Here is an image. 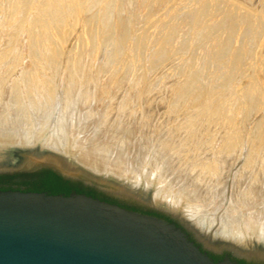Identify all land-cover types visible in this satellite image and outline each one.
I'll use <instances>...</instances> for the list:
<instances>
[{"label":"rangeland","instance_id":"rangeland-1","mask_svg":"<svg viewBox=\"0 0 264 264\" xmlns=\"http://www.w3.org/2000/svg\"><path fill=\"white\" fill-rule=\"evenodd\" d=\"M0 118L11 134L0 132V143H33L65 121L72 143L103 153L110 178L136 183L146 163L143 183L159 170L166 195L198 214L221 195L215 222L225 208L246 216L249 202L238 195L234 204L233 194L249 195L244 186L258 178L249 212L263 220L264 0H0ZM121 155L127 167L117 174L111 165ZM191 174L208 182L205 201L186 194Z\"/></svg>","mask_w":264,"mask_h":264},{"label":"water","instance_id":"water-1","mask_svg":"<svg viewBox=\"0 0 264 264\" xmlns=\"http://www.w3.org/2000/svg\"><path fill=\"white\" fill-rule=\"evenodd\" d=\"M48 130L33 143H0V174H32L49 169L79 180L128 208L91 194L0 188V264H239L234 258L264 262V231L217 225L214 211L197 215L186 198L166 195L159 170L143 183L145 165L136 183L129 175L109 177L68 151L46 144ZM17 186V184H13ZM20 187H24L21 185ZM225 252L214 260L208 253Z\"/></svg>","mask_w":264,"mask_h":264},{"label":"bare ground","instance_id":"bare-ground-1","mask_svg":"<svg viewBox=\"0 0 264 264\" xmlns=\"http://www.w3.org/2000/svg\"><path fill=\"white\" fill-rule=\"evenodd\" d=\"M252 4V3H251ZM135 5V4H134ZM139 5V4H138ZM143 6V5H142ZM234 24V23H233ZM232 24V25H233ZM228 39V38H227ZM222 40V39H221ZM223 43V42H222ZM223 46V45H222ZM232 46V45H231ZM242 50V49H241ZM88 88V87H87ZM76 90V89H75ZM84 90V89H83ZM132 90V89H131ZM136 90V89H135ZM91 91V90H90ZM77 92V91H76ZM158 95V94H157ZM147 97V96H146ZM152 97V96H151ZM127 98V97H126ZM150 98V97H149ZM143 99V98H142ZM163 99H165V98H163ZM51 101V100H50ZM131 101V100H130ZM149 101V100H148ZM162 101V100H161ZM125 102L127 103V101L125 100ZM139 103V102H138ZM152 103V102H151ZM158 103H160V102H158ZM110 105H112V104H110ZM109 105V106H110ZM128 105H129V103H128ZM36 107H38V106H36ZM122 107V106H121ZM51 108V107H50ZM151 108V107H150ZM31 109V108H30ZM36 109V108H35ZM43 109V108H42ZM41 109V110H42ZM40 110V109H39ZM40 110V111H41ZM149 110V109H148ZM152 110V109H151ZM150 110V111H151ZM44 111V110H43ZM56 111V110H55ZM149 112V111H148ZM36 113V112H35ZM55 113V112H54ZM157 113V112H156ZM195 113V112H194ZM142 114V113H141ZM140 114V115H141ZM146 114V113H145ZM144 114V115H145ZM108 115V114H107ZM106 115V116H107ZM114 115H116L117 116V114H114ZM123 115V114H122ZM152 115V114H151ZM150 115V116H151ZM155 115V114H154ZM44 116V115H43ZM63 116V115H62ZM111 116H113V115H111ZM147 117V116H146ZM195 117V116H194ZM193 117V118H194ZM24 118V117H23ZM43 118V117H42ZM70 118V117H69ZM102 118H103V115H102ZM163 118H165V117H163ZM181 118H183V117H181ZM188 118V117H187ZM199 118V117H198ZM68 118L66 117V119L64 118V120H67ZM150 119V118H149ZM148 119V120H149ZM152 119V118H151ZM150 119V120H151ZM185 119V118H184ZM0 120H2V118H0ZM72 120V119H71ZM73 120H74V118H73ZM79 120V119H78ZM140 120V119H139ZM153 120H155L154 118H153ZM68 121V120H67ZM69 121H70V119H69ZM75 121V120H74ZM107 121V120H106ZM157 121V120H156ZM161 121V120H160ZM184 121V120H183ZM200 121H201V119H200ZM199 121V122H200ZM1 122V121H0ZM78 122V121H77ZM179 122H181V121H179ZM190 122V121H189ZM189 122H187V123H189ZM198 122V121H197ZM197 122H195V123H197ZM198 122V123H199ZM203 122V121H202ZM70 123H71V121H70ZM70 123L68 122V124L70 125ZM105 123V122H104ZM141 123H142V121H141ZM143 123H144V120H143ZM150 123V122H149ZM152 123V122H151ZM197 123V124H198ZM204 123V122H203ZM206 123V122H205ZM6 124V123H5ZM67 124V125H68ZM74 124H76V123H74ZM148 124V123H147ZM153 124H154V122H153ZM156 124H158L157 122H156ZM191 124V123H190ZM60 125H61V127H59L60 128V130H59V133H53L52 132V134L50 135V136H48L47 137V142H46V144L48 145V146H50V147H53V148H57V149H61V150H63V151H65V152H67L68 151V146L69 145H72V144H75V152H76V159L79 161V162H81L83 165H85L87 168H89V169H92L93 171H95V172H97V171H105V168H106V166H105V163H106V161H105V158L106 157H103L102 155H103V153H102V155L100 154V155H98V154H96L97 152H94V148H95V145L93 144V143H90L89 141L88 142H84V147L82 146H80V145H78L77 143H75V142H71L70 141V139H71V136H70V130H68V132H64L65 131V129H64V126H66V122L65 121H63V122H60ZM63 125V126H62ZM69 125L67 126V129H69ZM182 125V124H181ZM184 126V125H183ZM204 126V125H203ZM1 127V126H0ZM10 127V126H9ZM75 127V126H74ZM156 127V126H155ZM177 127V126H176ZM185 127V126H184ZM200 127V126H199ZM3 128V127H2ZM16 128V127H15ZM66 128V127H65ZM190 128V127H189ZM66 129V130H67ZM147 129H150V128H148L147 127ZM153 129V128H152ZM175 129V128H174ZM187 129V128H186ZM200 129V128H199ZM202 129V128H201ZM74 130V129H73ZM76 130H77V128H76ZM172 130V129H171ZM11 131V130H10ZM0 132H3L2 134L4 135V134H7L8 135V133L10 134V132H8V129L7 130H4V128L3 129H1L0 130ZM13 132V131H12ZM27 132H29V131H27ZM201 132V131H200ZM16 133H18V132H16ZM111 133V132H110ZM166 133H168V132H166ZM179 133V132H178ZM1 134V133H0ZM19 134V133H18ZM23 134V133H22ZM26 134V133H25ZM50 134V133H49ZM112 134V133H111ZM116 134V133H115ZM124 134V133H123ZM140 134V133H139ZM143 134V133H142ZM191 134V133H190ZM200 135L201 133H199V132H197V135ZM221 134V133H220ZM230 134V133H229ZM11 135V134H10ZM12 135H13V133H12ZM20 135V134H19ZM18 135V136H19ZM72 135V134H71ZM186 135H188V134H186ZM209 135H211V134H209ZM15 136V135H14ZM24 136V135H23ZM175 136V135H174ZM177 136L178 135H176V138L175 139H177ZM180 136V135H179ZM182 136V135H181ZM180 136V137H181ZM31 137V136H30ZM115 137V136H114ZM183 137V136H182ZM182 137H181V139H182ZM218 137V136H217ZM78 138H79V136H78ZM78 138H76V139H78ZM86 138V137H85ZM105 138V137H104ZM170 138V137H169ZM171 138H172V135H171ZM170 138V139H171ZM19 139V138H18ZM25 139H26V137L24 138V141H25ZM173 139H174V137L171 139L172 141H173ZM179 139V138H178ZM174 140V141H176V143H177V147H178V144H180V142H177V141H179V140ZM187 139V138H186ZM186 139H184V140H186ZM205 139V138H204ZM225 139V138H224ZM21 140V139H20ZM32 140V139H31ZM31 140H30V138H28V140H26V142H31ZM90 140V139H89ZM33 141V140H32ZM118 141V140H117ZM168 142V141H167ZM205 142V141H204ZM214 142V141H213ZM102 143H104V142H102ZM166 143V142H165ZM171 143V142H170ZM182 144V143H181ZM184 144V143H183ZM194 144V143H193ZM200 144V143H199ZM203 144V143H202ZM201 144V145H202ZM210 144H212V143H210ZM215 144V143H214ZM106 145V144H105ZM201 145H199V146H201ZM114 146V145H113ZM153 146V145H152ZM163 146V145H162ZM172 146H174V145H172ZM176 146V145H175ZM181 146V145H180ZM179 146V147H180ZM184 146V145H183ZM198 146V147H199ZM204 146H206L205 144H204ZM204 146H203V149H204ZM111 147V146H110ZM150 147V146H149ZM169 147V146H168ZM171 147V146H170ZM178 147V148H179ZM112 148V147H111ZM129 148V147H128ZM167 148V147H166ZM190 148V147H189ZM235 148V147H234ZM238 148V147H237ZM102 149V148H101ZM100 149V150H101ZM104 149V148H103ZM172 149V148H171ZM170 149V150H171ZM191 149H192V147H191ZM203 149H201V151L203 150ZM211 149V148H210ZM216 149V148H215ZM219 149V148H218ZM227 149V148H226ZM105 150H107V149H105ZM119 150V149H118ZM180 150H182V148L180 149ZM190 150V149H189ZM188 150V151H189ZM236 150V149H235ZM104 150H102V152H103ZM108 151V150H107ZM119 151H121V150H119ZM118 151V152H119ZM124 152H127L128 153V151H125V150H123ZM142 151V150H141ZM158 151V150H157ZM176 151V150H175ZM192 152H193V150H191ZM200 151V150H199ZM212 151V150H211ZM245 151V150H244ZM248 151H250V150H248ZM101 152V151H100ZM99 151H98V153H100ZM106 152V151H105ZM192 152H190L189 154H191ZM202 152H205V151H202ZM209 152V151H208ZM254 151H252V153H253ZM126 153V154H127ZM147 153V152H146ZM145 153V154H146ZM170 153V152H169ZM207 153V152H206ZM107 154V153H106ZM114 154V153H113ZM117 154H120V153H117ZM121 154H123L122 152H121ZM208 155H209V153H207ZM222 154V153H221ZM247 154V153H246ZM261 154V153H260ZM104 155H105V153H104ZM115 155H116V152H115ZM162 155V154H161ZM181 156L182 155H184V154H180ZM195 155V154H194ZM193 155V156H194ZM203 155V154H202ZM227 155V154H226ZM249 155V154H248ZM247 155V156H248ZM256 155V154H255ZM117 156V155H116ZM124 156V155H123ZM122 155L121 156H118V158L114 161V160H111L113 163H112V165L111 166H113V167H111L112 168V170L114 171V172H116L117 174H120V173H122V169L124 170V167L126 166V163H127V161H126V159L123 157ZM171 156H173V155H171ZM176 156V155H175ZM179 155H177V157H178ZM198 156V155H197ZM216 156H217V154H216ZM219 156V155H218ZM223 156V155H222ZM227 156H229V155H227ZM233 156V155H232ZM250 156V155H249ZM252 156H253V154H252ZM135 157V156H134ZM133 157V158H134ZM140 157V156H139ZM184 157H185V155H184ZM191 157V156H190ZM230 157H231V155H230ZM262 157H263V155H262ZM112 158V157H111ZM136 158V157H135ZM134 158V159H135ZM176 158V157H175ZM195 158V157H194ZM193 158V159H194ZM203 158V157H202ZM205 158V157H204ZM209 158V157H208ZM217 158V157H216ZM219 158V157H218ZM218 158H217V161H219L218 160ZM225 158H226V156H225ZM254 158H255V156H254ZM260 158H261V156H260ZM264 158V157H263ZM141 159H142V157H141ZM182 159V158H181ZM229 158H227V159H225L226 161L228 160ZM231 159L233 160V157H231ZM257 159V158H256ZM128 160V159H127ZM152 160V159H151ZM173 160H175V159H173ZM189 160V159H188ZM209 160V159H208ZM223 160V159H222ZM254 160V159H253ZM110 161V162H111ZM137 161H139V158H138V160ZM142 161V160H141ZM179 161V160H178ZM190 161V160H189ZM195 161V160H194ZM224 161V160H223ZM222 161V162H223ZM128 162H130V160L128 161ZM133 162V161H132ZM183 162V161H182ZM209 162H210V160H209ZM229 162V161H228ZM255 162V161H254ZM140 163V162H139ZM167 163V162H166ZM165 163V164H166ZM172 163V162H171ZM184 163V162H183ZM205 163V162H204ZM219 163H221L220 161H219ZM225 163V162H224ZM253 163V162H252ZM260 163V162H259ZM131 164V163H130ZM134 164V163H133ZM132 164V165H133ZM136 164H138L137 162H136ZM135 164V165H136ZM197 164V163H196ZM231 164V163H230ZM261 164V163H260ZM132 165H131V168H132ZM229 165V163L227 164V166ZM244 165V164H243ZM262 165V164H261ZM139 166V164L137 165V167ZM163 165H161V167H162ZM199 166V165H198ZM206 166V165H205ZM245 166V165H244ZM127 167V166H126ZM134 167V166H133ZM146 167V166H145ZM148 167V166H147ZM203 167V166H202ZM207 167V166H206ZM229 167V166H228ZM228 167H226V168H228ZM255 167H256V165H255ZM139 168V167H138ZM137 168V169H138ZM162 168H164V167H162ZM226 168H224L225 169V171H226ZM249 168H252V167H248L247 168V170L249 169ZM261 169H262V167H260ZM132 169H134V168H132ZM131 169V170H132ZM147 169V168H146ZM159 169H160V167H159ZM191 169V168H190ZM197 169V168H196ZM195 169V170H196ZM211 169V168H210ZM120 170V171H119ZM148 170V172L150 171V169H147ZM161 170V169H160ZM194 170V171H195ZM197 170H199V169H197ZM196 170V172H198ZM207 170H209V169H207ZM214 170V169H213ZM233 170H234V168H233ZM132 171H134V170H132ZM188 171H190V170H188ZM192 171V170H191ZM219 171H221V168H220V170ZM243 171H246V170H244L243 169ZM258 171V170H257ZM261 171V170H260ZM259 171V172H260ZM124 172V171H123ZM168 172V171H167ZM193 172V171H192ZM200 172V171H199ZM239 172V171H238ZM248 172V171H247ZM246 172V174H248V173H250V172H248L247 173ZM259 172H258V175H259ZM263 172V171H262ZM261 172V173H262ZM170 173V172H169ZM182 173V172H181ZM187 173V172H186ZM211 173H213V172H211ZM210 173V174H211ZM220 173V172H219ZM232 173H234V172H232ZM256 173V172H255ZM264 173V172H263ZM127 174V173H126ZM130 174V173H129ZM133 174H135V171H134V173ZM133 174H131L132 176H133ZM146 174H148V173H146ZM192 174H194V173H192ZM191 174V175H192ZM199 174V173H198ZM201 174H202V172H201ZM214 174V173H213ZM237 174V173H236ZM243 175L245 174V173H242ZM245 174V175H246ZM254 174V173H253ZM123 175V174H122ZM145 175V174H144ZM162 175V174H161ZM197 175V174H196ZM239 175V174H238ZM118 176H120V175H118ZM131 176V177H132ZM193 176V175H192ZM202 175H199V177H197V178H195V176H193L194 178H192V177H188L190 180V182H187V183H189L191 186L187 189L188 190V193L186 192L187 190H186V187H184V189L186 190H183V192L185 191L186 192V194H190V196H192V198L194 199V200H199L200 198L201 199H206V198H209V190H207V185H204L206 182L204 181L203 182V180L202 179H204L203 178V176L201 177ZM216 176V175H215ZM225 176H227V174L225 173ZM254 176V175H253ZM256 176V175H255ZM130 177V178H131ZM147 177V176H146ZM218 177V176H217ZM224 176H222V178H223ZM244 177V176H243ZM250 177H252V175L250 176ZM250 177H248V178H250ZM261 177H262V175H261ZM261 177H259V180H263V177L261 178ZM187 178V177H186ZM244 178H246V177H244ZM244 178H243V180H244ZM253 178V177H252ZM251 178V180H249L248 181V185L246 186H244V187H246V188H248L249 190H251V193H250V191H249V195L247 194V193H242V189L241 188H239V189H237L236 187V189L238 190V191H236V189H235V192H236V194H233V195H236V197L235 196H233V197H235L234 198V200L237 198V196L238 195H240V197H242L243 196V198H241V199H243V200H247L249 203L247 204V207L245 206V211H246V216L244 215L243 217L241 216V218H239L238 217V214L236 215H234L233 213V215L228 211V209H226L225 208V210L223 209L220 213V215L218 216V218H219V221L218 222H216V224L217 225H228V226H238V221H241V222H243L248 228H261L263 231H264V219L262 220L261 219V217L262 216H258V215H256V211L254 212L253 210H251V212H249V209H251V208H253L252 207V205H253V203L254 202H256V199H258L259 197H258V193L256 194L255 193V190H254V188L256 187V186H254L253 184L258 180V178H257V180L253 183V179ZM255 178V177H254ZM261 178V179H260ZM133 179V178H132ZM170 179V178H169ZM207 179V178H206ZM213 179V178H212ZM239 179H241V178H239ZM173 180V179H172ZM231 180H232V178H231ZM234 180H236L235 179V177H234ZM233 180V181H234ZM247 180V179H246ZM178 181V180H177ZM216 181V180H215ZM223 181V180H222ZM239 181V180H238ZM238 181H234V184L236 183V182H238ZM172 182V181H171ZM174 182V181H173ZM240 183H242L241 181H239ZM208 183V182H207ZM213 183V181L211 182V184ZM215 183V182H214ZM239 183V185H241ZM253 183V184H252ZM264 183V182H263ZM167 184H169L168 182H167ZM174 184V183H173ZM172 184V185H173ZM216 184V183H215ZM219 184H220V186H219ZM217 186H219V189L222 191V188H220V187H222V185H221V182L219 183ZM223 184V183H222ZM243 184V183H242ZM260 184V183H259ZM258 184V182H257V185H259ZM179 185V184H178ZM237 184H235V186H236ZM255 185H256V183H255ZM264 185V184H263ZM168 186V185H167ZM183 186V185H182ZM214 186V185H213ZM238 186V185H237ZM243 186H241V187H243ZM260 186H261V184H260ZM180 187H181V185H180ZM180 187H176L175 186V188H180ZM231 187V186H230ZM240 187V186H239ZM244 187H243V189H244ZM172 188V187H171ZM208 188L210 189V192H211V189L212 188H210L209 186H208ZM214 188V187H213ZM257 189H258V186L256 187ZM178 189H176V191L178 190ZM183 189V188H182ZM218 188H217V190H219ZM224 189V188H223ZM232 189V188H231ZM256 189V190H257ZM180 190V189H179ZM175 191V190H174ZM245 191V190H244ZM167 192V191H166ZM171 192H172V190H171ZM220 192V191H219ZM231 192H234V187H233V191H231ZM247 192V191H246ZM207 193H209V194H207ZM223 193V192H222ZM174 194V193H173ZM179 194V193H178ZM218 194V193H217ZM214 195V194H213ZM257 195V196H256ZM260 195V194H259ZM218 199H213V197L212 198H209L208 199V203H206L205 204V208H203V209H205V210H207V212H210V207H212V208H217L218 206H219V204H220V202H221V195L219 196H217V195H215ZM184 197V196H183ZM211 197V196H210ZM215 197V198H216ZM220 197V198H219ZM239 197V196H238ZM245 198V199H244ZM261 198V197H260ZM223 199V198H222ZM238 199V198H237ZM236 199V200H237ZM241 199H238V200H241ZM191 200V199H190ZM194 200H191V201H194ZM202 200V201H203ZM233 200V199H232ZM232 201V202H234V204L237 202V201ZM188 201V200H187ZM200 201V200H199ZM205 201V200H204ZM203 201V202H204ZM231 201V200H230ZM241 203V202H240ZM244 203V202H243ZM201 204V203H200ZM204 204V203H203ZM237 204V203H236ZM242 204V203H241ZM233 205V204H232ZM255 206V205H254ZM261 206V205H260ZM227 208H229L228 206H227ZM231 208V207H230ZM235 208V207H234ZM242 208H244V207H242ZM260 208V207H259ZM261 209V208H260ZM257 210H259V209H257ZM218 212V211H217ZM236 212V211H235ZM203 213H206L205 211H202V212H200V214H203ZM215 213V212H214ZM259 213H260V211H259ZM262 214H264V213H262ZM197 215H199L198 214V212H197ZM242 215V214H241ZM216 217V216H215ZM217 218V219H218Z\"/></svg>","mask_w":264,"mask_h":264},{"label":"trees","instance_id":"trees-1","mask_svg":"<svg viewBox=\"0 0 264 264\" xmlns=\"http://www.w3.org/2000/svg\"><path fill=\"white\" fill-rule=\"evenodd\" d=\"M13 184H17V186ZM21 185H23L24 187H20ZM14 187L21 188L24 190H35V191L45 190L49 193H63V194H69L72 190H75L77 192H84L86 194H91L93 196L99 195L100 198L102 199L118 203L115 199L110 198L108 196H104L100 192H97L95 189L82 185V183L79 181L64 178L58 173L49 169L39 170L32 174H13V175L0 174L1 189L14 188ZM120 205L125 206L123 204ZM127 207L136 209L134 207H129V206ZM210 255L213 257L214 260H218L221 258L220 255H216V254H210ZM238 262L240 264H251V263H247L243 259H239Z\"/></svg>","mask_w":264,"mask_h":264},{"label":"flooded vegetation","instance_id":"flooded-vegetation-1","mask_svg":"<svg viewBox=\"0 0 264 264\" xmlns=\"http://www.w3.org/2000/svg\"><path fill=\"white\" fill-rule=\"evenodd\" d=\"M75 181H79V180H75ZM79 182H81V181H79ZM82 183V182H81ZM82 185H84V186H86V187H91V188H93V189H95L97 192H99V189H97V188H95V187H93V186H90V185H86V184H84V183H82ZM104 195V194H103ZM97 197H100L99 195H96ZM105 196V195H104ZM116 200V199H115ZM118 203H120V204H123V205H125V207H127V206H129V207H134V208H136V209H138V210H141V211H146V212H155V213H158V214H161L160 212H156V211H154V210H152V209H145V208H139V207H137V206H134V205H128V204H125V203H122V202H120V201H118V200H116ZM208 253H209V255L210 254H216V255H220L221 256V258L225 255V252H222V253H214V252H212V251H208ZM211 256V255H210ZM212 257V256H211ZM233 259H235L237 262H238V260H239V258H234V257H232ZM244 261H246L247 263H251V264H264V262H260V261H253V260H245V259H243ZM239 263V262H238ZM240 264V263H239Z\"/></svg>","mask_w":264,"mask_h":264}]
</instances>
